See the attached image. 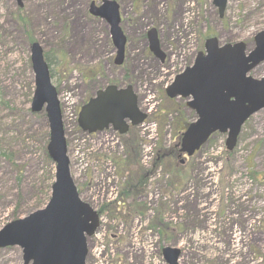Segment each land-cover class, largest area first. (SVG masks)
Masks as SVG:
<instances>
[{"label": "rangeland", "instance_id": "374dc122", "mask_svg": "<svg viewBox=\"0 0 264 264\" xmlns=\"http://www.w3.org/2000/svg\"><path fill=\"white\" fill-rule=\"evenodd\" d=\"M101 1L22 0L18 9L13 0H0V144L23 167L18 185L0 158V230L30 214L22 210L42 195L35 191L38 180L54 171L41 152L44 114L30 112V44L37 43L57 92L71 178L80 200L99 213L86 264H167L164 248L179 250L177 264H264V110L245 122L231 152L226 136L216 133L181 164L175 146L195 115L185 100H169L164 92L208 38L251 50L264 29V0H227L222 17L213 0H106L118 5L127 42L119 67L107 24L88 15L90 3ZM150 29L162 63L148 52ZM250 76L264 77V63ZM109 85L132 87L145 122L122 136L111 129L82 133L80 107ZM125 144L135 147L146 170L163 150L175 155L162 158L134 188L136 169L120 173L113 166ZM0 264H23L21 250L0 249Z\"/></svg>", "mask_w": 264, "mask_h": 264}, {"label": "water", "instance_id": "95a60500", "mask_svg": "<svg viewBox=\"0 0 264 264\" xmlns=\"http://www.w3.org/2000/svg\"><path fill=\"white\" fill-rule=\"evenodd\" d=\"M13 2L18 9L23 7L22 0ZM226 4L227 0H213L219 17ZM88 14L107 24L115 51L113 65L121 66L126 38L119 27L118 5L106 0L98 6L90 3ZM146 39L148 52L162 63L165 56L155 29L146 33ZM262 63L264 29L254 36L251 50L244 43L220 45L215 38L205 40L203 52L198 53L193 64L175 76L165 89L169 100H185V107L195 115L176 146L179 158L192 157L215 133L226 136L227 152L234 149L244 123L264 110V77L253 79L249 76ZM30 65L34 76L30 112L45 115L48 129L45 151L54 165V180L49 200L42 209L0 230V249L18 247L23 264H85L86 242L98 227V214L80 200L71 178L57 92L37 43L30 45ZM146 118L131 86L109 85L81 106L77 126L87 135L111 129L122 136ZM162 256L167 264H177L179 250L164 248Z\"/></svg>", "mask_w": 264, "mask_h": 264}, {"label": "trees", "instance_id": "16d2710c", "mask_svg": "<svg viewBox=\"0 0 264 264\" xmlns=\"http://www.w3.org/2000/svg\"><path fill=\"white\" fill-rule=\"evenodd\" d=\"M46 62L48 63V59L46 58ZM44 116V115H43ZM45 118V116H44ZM187 126V125H186ZM185 126V128H186ZM47 125L45 126V130L43 133V141L41 144V152L44 158V161L47 164L52 165L50 160L48 159L46 152H45V147L48 141V131L46 129ZM180 133H179V138H180ZM137 149V147H136ZM158 153V152H157ZM172 154L173 156L175 155V149H170L169 150H163L161 154H157L156 157L152 160L151 166L149 169H144L141 167L138 159H137V153L135 150V147L132 144H125V152L123 154V158L115 159L113 161V166L116 168L120 173H125L129 169H136L134 171V177L132 178V183L134 184V188L139 187L140 185H143L149 177L157 171L161 165H162V158L168 157L167 155ZM170 157V156H169ZM0 158L4 159L5 162L16 172L17 174V183L20 185L22 183V172H23V167L20 168L17 166L14 162V155L11 152H8L7 150L2 149V145L0 144ZM122 177V176H121ZM39 184L35 187V191L40 190L42 191V195L35 199L34 202L29 207L23 208V214H29L42 206L46 204L49 198V191H50V186L53 182V173L49 172L47 175V178L43 181V177H41L38 180ZM24 194L22 190L17 191V197L20 199L23 198ZM20 205H17V208L15 212H17ZM20 213V212H19ZM15 215V214H14ZM99 215V213H98Z\"/></svg>", "mask_w": 264, "mask_h": 264}, {"label": "flooded vegetation", "instance_id": "af4514ba", "mask_svg": "<svg viewBox=\"0 0 264 264\" xmlns=\"http://www.w3.org/2000/svg\"><path fill=\"white\" fill-rule=\"evenodd\" d=\"M87 255H88V247H87V254H86V257H85V264H86Z\"/></svg>", "mask_w": 264, "mask_h": 264}]
</instances>
